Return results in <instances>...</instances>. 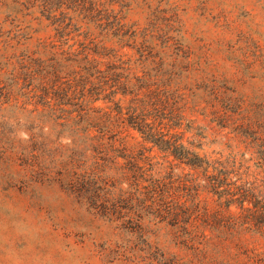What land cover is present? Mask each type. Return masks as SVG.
Instances as JSON below:
<instances>
[{"label": "trees", "instance_id": "trees-1", "mask_svg": "<svg viewBox=\"0 0 264 264\" xmlns=\"http://www.w3.org/2000/svg\"><path fill=\"white\" fill-rule=\"evenodd\" d=\"M133 1L8 2L7 9L19 10L0 22L1 154L21 156L26 175L64 186L127 246L164 224L173 231L168 243L196 252V264L207 257L210 264H260L244 237L246 224L220 213L246 203L264 210L254 185L264 156L196 152L178 78L177 20L150 8L144 27L128 24ZM38 32L45 36L31 37ZM11 127L26 138H10ZM128 135L135 148L126 146ZM153 151L162 162H152ZM169 157L194 171L179 177L181 205L171 201L179 187L163 171ZM234 182L238 191L229 188ZM204 193L213 213L199 199ZM259 223L251 231L264 239Z\"/></svg>", "mask_w": 264, "mask_h": 264}, {"label": "rangeland", "instance_id": "rangeland-1", "mask_svg": "<svg viewBox=\"0 0 264 264\" xmlns=\"http://www.w3.org/2000/svg\"><path fill=\"white\" fill-rule=\"evenodd\" d=\"M9 1L0 0V22H10L6 17L19 10L17 4L13 11L7 9ZM150 8L169 10L177 20L174 35L180 37L182 52L178 78L186 116L195 127L200 148L196 152L211 159L264 156V0H136L126 23L144 27ZM37 36L45 32L31 34ZM4 115L0 109L1 125ZM8 131L15 140L26 138L19 128ZM125 141L129 149L137 146L130 135ZM5 142L6 137L0 135V264H196V252L168 243L173 231L164 224L157 232L154 228L145 233L144 239H132V252L125 238L121 243L123 238L111 233L64 186L48 175L44 179L26 175L21 156H2ZM159 156L153 151L152 162H162ZM166 160L163 171L171 172L174 187H179L171 201L181 205L179 177L194 171L171 157ZM256 179L254 185L264 200V173ZM235 187V182L229 185L231 191H238ZM199 199L209 213L217 209L209 195L201 194ZM244 207L232 205L220 213L221 218L246 224L248 248L264 264V239L251 231L261 221L264 234V210L251 203ZM198 218L193 219L195 226ZM205 232L210 235L208 229ZM210 260L207 257L203 264Z\"/></svg>", "mask_w": 264, "mask_h": 264}]
</instances>
